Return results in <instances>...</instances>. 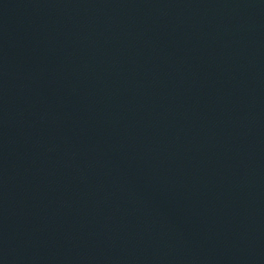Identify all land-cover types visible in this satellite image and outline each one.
Listing matches in <instances>:
<instances>
[{
    "label": "water",
    "instance_id": "1",
    "mask_svg": "<svg viewBox=\"0 0 264 264\" xmlns=\"http://www.w3.org/2000/svg\"><path fill=\"white\" fill-rule=\"evenodd\" d=\"M0 264H264V0H0Z\"/></svg>",
    "mask_w": 264,
    "mask_h": 264
}]
</instances>
